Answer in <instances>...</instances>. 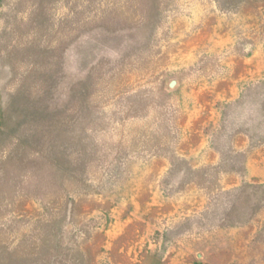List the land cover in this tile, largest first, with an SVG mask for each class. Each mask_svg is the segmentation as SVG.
<instances>
[{"label": "rangeland", "instance_id": "obj_1", "mask_svg": "<svg viewBox=\"0 0 264 264\" xmlns=\"http://www.w3.org/2000/svg\"><path fill=\"white\" fill-rule=\"evenodd\" d=\"M0 264H264V0H0Z\"/></svg>", "mask_w": 264, "mask_h": 264}, {"label": "water", "instance_id": "obj_2", "mask_svg": "<svg viewBox=\"0 0 264 264\" xmlns=\"http://www.w3.org/2000/svg\"><path fill=\"white\" fill-rule=\"evenodd\" d=\"M173 84L170 85V87L172 86Z\"/></svg>", "mask_w": 264, "mask_h": 264}]
</instances>
